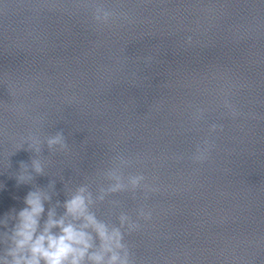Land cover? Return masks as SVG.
<instances>
[{"label": "clouds", "instance_id": "9594fccd", "mask_svg": "<svg viewBox=\"0 0 264 264\" xmlns=\"http://www.w3.org/2000/svg\"><path fill=\"white\" fill-rule=\"evenodd\" d=\"M108 12L104 13L107 18ZM100 17L97 16V19ZM217 125H213L215 130ZM222 129V125L220 126ZM35 153L28 165L21 162L18 183H30L32 173L45 175L44 146L48 150L68 147L63 130L50 134L43 140L38 136L26 137L21 144ZM20 147V148H21ZM31 168V172L29 171ZM109 179L114 181L109 191L128 187L135 189L144 179L142 175L130 176L128 184L117 171H110ZM54 186V181L49 183ZM51 195L40 186H34L24 197V207L6 213L0 220V264H136L134 254L125 242V231L131 233L139 229L137 221L121 213L118 224H109L92 211L95 203L87 186H79L57 206L63 208L57 214L56 207L47 208ZM97 199H103V195ZM151 212L141 208L139 216L151 218Z\"/></svg>", "mask_w": 264, "mask_h": 264}]
</instances>
